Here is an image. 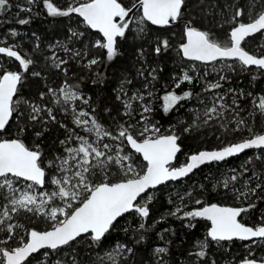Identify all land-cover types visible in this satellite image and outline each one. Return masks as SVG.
Returning <instances> with one entry per match:
<instances>
[{
  "label": "snow or ice",
  "instance_id": "1",
  "mask_svg": "<svg viewBox=\"0 0 264 264\" xmlns=\"http://www.w3.org/2000/svg\"><path fill=\"white\" fill-rule=\"evenodd\" d=\"M25 2L35 5L38 0ZM39 2L48 16L70 17L75 14L80 17L87 29L100 35L101 39H96L91 46L104 50L109 62L119 54L118 38H126L132 30L130 25L134 24L140 35L146 32L147 25L168 28L181 21L190 8L200 11L208 8L205 0H131L128 6L121 0H79L64 9L55 6L52 0ZM11 6L10 0H0V14ZM17 7L22 12L33 10L22 5ZM224 7L233 10L231 15L221 13L220 27L228 26L224 39L219 40L212 32L193 26L195 21L189 19L185 22L177 55L182 60L205 65L233 61L235 63H225L223 67L235 71L238 65L242 71L255 68L264 74V55L252 54L242 47L247 38L257 33L264 36V0H248L247 11L236 3ZM19 23L27 24L29 20L20 19ZM83 35L82 32L70 31L72 39ZM57 46L71 54L69 59L83 60L88 56V45L83 51L62 42H57ZM15 47H0V54L14 58L19 69L26 73L34 60L22 56ZM169 47L167 39H157L154 52L160 55ZM260 47L264 48V45ZM139 54L142 57L143 50ZM45 59L51 61L50 67L67 77L65 65L69 59L55 54ZM98 63L97 58H91L84 66L91 68ZM22 72L7 69L0 72V264H30L29 258L41 253V250L46 251L41 253L43 259L40 264H80L76 246L82 243H87L88 248L100 249L93 264H119L121 260L127 264L134 249L121 243L107 249L105 241L109 233L116 229L119 219L129 213L141 220L137 230L145 229L144 221L150 214L148 205L152 202L149 190L170 181L182 180L202 165L225 162L248 150H256L255 156H249L240 168L230 169L217 182L218 187L241 205L247 204L246 207L210 204L189 211L177 207L171 215L188 220L186 226L189 228L195 227L191 223L194 220L210 222L207 237L196 245L199 250L190 253L200 261L208 255L209 241L217 244L233 240L264 241V218L255 227L246 226L238 219L242 213L256 207V200H264V172L258 171L256 165L258 161L264 168V129L258 131L245 118H235L242 110L237 98L232 100L235 107L225 103L221 95L210 97L209 103L201 100L203 107L193 112L191 121L180 131L191 133L202 127H217L226 132L240 133V138L215 150L199 151L190 155L185 164L174 166L177 153L181 151L178 143L181 136L171 127L161 132L159 125L149 118L153 111L150 87L151 82L157 79V69L142 66L137 70V75L145 80L142 90H127V86L133 84L132 79L125 78L121 82L116 99L121 102L123 111L120 119L112 118L113 125L108 126L96 117L94 107L91 111L82 107L89 105L90 98L67 81L59 88L47 87L35 101L21 99ZM31 75L38 77L41 73L33 71ZM193 79L184 71L182 78L176 80L175 88L184 83L192 84ZM220 79L226 77L221 76ZM221 87L219 82L210 83L204 90L214 91ZM192 96V91L182 94L166 92L162 97L163 112L170 113ZM46 97L50 98L47 102ZM253 104L254 110L258 109L264 115V97H260L258 102L253 101ZM110 111L105 109V112ZM226 112H234L235 116L226 117ZM58 114L63 115L65 120L70 117L71 126L58 119ZM52 125L64 129L65 136L59 140L60 148L51 158L45 157L39 143L29 146L21 138L32 129L39 140ZM229 125L233 126L229 128ZM136 156L142 158V166L135 163ZM249 172L251 175H248ZM113 176L121 178L113 181ZM195 203L201 205L202 201L197 199ZM21 213L43 218L48 222L49 229L39 231L26 227L15 219ZM140 240H143V235L137 243ZM245 247L248 248V245ZM154 253L159 264L168 250L158 247ZM238 264H264V259H256L254 251L248 248Z\"/></svg>",
  "mask_w": 264,
  "mask_h": 264
},
{
  "label": "trees",
  "instance_id": "2",
  "mask_svg": "<svg viewBox=\"0 0 264 264\" xmlns=\"http://www.w3.org/2000/svg\"><path fill=\"white\" fill-rule=\"evenodd\" d=\"M59 1L52 0L55 6L64 9L65 6ZM70 1L79 2V0ZM121 3L128 6L131 0H121ZM231 3H236L245 9L248 8V0H205L208 8H205L204 11L190 8L184 18L171 27L157 28L147 25L146 32L138 35L135 25H130L132 30L126 34V38L118 39L119 54L109 62L106 60L104 50L91 46L94 39H101L100 35L91 29H87L82 20L75 14L70 17H51L47 15L39 0L35 5H27L25 0H10L11 8L0 14V45L17 44V51L22 56L34 60V64L30 66L28 72L24 73L19 69L18 62L13 59H5L0 62V72L4 69L21 71L23 80L19 88V96L21 99L33 101L37 100L39 93L45 91L47 87L58 88L64 81H67L69 85L90 98L89 104L91 108L96 109V117L101 123L108 126L113 125L112 118L120 119V113L123 111L121 102L116 99L121 82L125 78L132 79L133 84L127 86V90L129 92L137 89L142 90L145 80L137 75V70L142 66L148 69H157V79L151 82L150 87L153 92L151 98L153 111L149 114V118L159 125L161 132L171 127L181 136L178 141L181 151L173 163L174 166H180L186 162L189 155L200 150L223 147L224 143L236 142L241 135L231 131L226 132L217 127H202L191 133L181 132L180 129L191 121L193 112L203 107L200 103L201 100L209 103L210 97L221 95L224 96L225 103L235 107L232 105V100L235 97L242 109L239 111V116L235 118H245L258 131L264 129V115H261L258 109L254 110L253 104V101L258 102L260 97H264V74H261V70L253 68L252 70L242 71L237 65L235 71L224 67H221L220 71H214L213 68L217 67L218 64L235 62L224 61L217 62L215 65H202L198 62L182 60L177 55L179 45L182 42L183 23L189 19L195 21L193 26L210 31L215 38L223 40L228 26L220 27L219 22L222 19V12L228 15L232 13V9H225L224 7ZM214 4L217 7L212 8L211 6ZM17 5L32 7L33 10L22 12ZM257 10H259V6ZM206 12L210 14L206 15ZM20 19H28L29 23L20 24ZM242 19L246 20V17ZM71 30L82 32L84 35L79 39H72L70 36ZM13 32L16 35L13 36ZM157 39H167L170 44L169 49L162 51L160 55L154 52ZM57 42L66 43L70 48L80 49L81 51L85 50V45H88V56L83 60L79 58L69 59L70 53L60 54L61 58L69 59V63L65 65L68 69L67 77L55 68L50 67L51 61L45 59L49 57L48 48ZM261 45H264V36L259 34L247 39L242 47L252 54L264 55V48H261ZM140 50H143L142 57L139 54ZM91 58H97L99 63L91 68L85 67L84 65ZM189 65L194 67V72L191 73L194 78L193 83H184L180 88H175L176 80L184 69L189 68ZM33 71H38L41 75L38 77L33 76L31 75ZM221 76L226 77V79L221 80ZM254 76L255 79H253ZM216 82H219L222 87L214 91L204 90L207 84ZM230 90H234V92ZM168 91H175L177 94L192 91L193 96L190 100L181 102L170 113L165 114L162 110V97ZM248 93H251V95H248ZM49 99V97H46L45 102ZM105 109L111 111L105 112ZM249 113L252 115L250 116ZM225 116L232 118L235 113L226 112ZM136 118L138 119V116ZM58 119L71 126L70 117L65 120L63 115L58 114ZM124 119L126 120L128 117H124ZM232 126L229 125V128ZM244 135L247 136V133L245 132ZM64 136V129L52 125L39 140L36 139L32 129L24 133L21 138L29 146L39 143L45 157L51 158L58 152L60 148L59 140L63 139ZM254 154H256V151H249L222 163L209 164L181 182L169 183L150 191L152 202L148 205L150 214L144 221L145 229L138 231L137 226L141 223L140 218L132 213L126 214L125 217L119 219L116 229L107 236L105 247L110 249L116 243H121L133 248L134 254L129 257L127 264H154L152 252L155 247H165L168 250L171 264L187 257L198 259L194 255H190V253L199 250L197 247L195 248L193 242L196 239L195 237L205 227L209 226V223L198 219L191 221L195 225L194 228L185 227L184 223L188 220L178 219L171 215L173 203L177 198L183 196L184 199L181 201L186 204L187 211L208 204L246 207L247 204L241 205L232 199L230 194L218 187L217 182L223 174L232 168H240L243 162L249 156L254 157ZM134 159L138 166H142L143 161L140 157L136 156ZM256 165L258 171L264 172V168L261 167L258 161ZM249 167L251 168V165ZM248 175H251V172ZM112 179L116 181L120 178L112 177ZM188 192H191L192 195L188 196ZM175 193H178L177 198L174 196ZM197 199L202 201L201 205L195 203ZM255 203V208L250 209L247 213H242L239 217L241 223L253 227L262 223L264 200H256ZM18 219L20 223L29 228H35L39 231L49 229L48 223L45 222L46 224H44L40 219L30 217L24 213L19 215ZM125 229H128V231H125ZM141 235H143V240L137 243ZM212 244L213 242L209 241L208 255L205 260L200 261L198 259L201 264H212V261H215V264L222 261L229 262V264H238L247 254L248 248L254 251L256 259H264V241L256 242L254 246L247 249L243 247L247 243L238 240H233L230 243L223 242L221 247L215 249ZM76 248L80 264H93L96 252L100 251V249L88 248L87 243L79 244ZM41 253L30 258V264L43 259ZM119 264H125V262L121 260Z\"/></svg>",
  "mask_w": 264,
  "mask_h": 264
},
{
  "label": "rangeland",
  "instance_id": "3",
  "mask_svg": "<svg viewBox=\"0 0 264 264\" xmlns=\"http://www.w3.org/2000/svg\"><path fill=\"white\" fill-rule=\"evenodd\" d=\"M62 5H64L66 8L69 6V4H73L74 2H72V1H70V0H60L59 1ZM64 7V8H65ZM245 9V8H244ZM245 11H247V8L245 9ZM206 15H209L208 14V12H206L205 13ZM230 15H231V13H230ZM243 18V17H242ZM95 40L96 39H94L93 40V43L95 42ZM13 45H15L16 47H15V50L17 51V48H18V45L17 44H15V43H11V44H9V45H0V47H7V46H13ZM48 50H49V56H51V55H53V54H55V55H57L58 57H61L60 56V54H65L66 52H64L63 51V49L62 48H60V47H58L57 46V43H55L53 46H50L49 48H48ZM66 54H69V53H66ZM5 59H13L14 60V58H8V57H6V56H4L3 54H0V62H2V61H4ZM221 63V62H220ZM223 65L224 64H218L217 65V67H214L213 68V70L214 71H220L221 69V67H223ZM22 71V70H21ZM184 71H187L188 73H189V75H191V73L192 72H194V67L192 66V65H189V68L188 69H184L183 71H182V74L180 75V77L179 78H182V75H183V73H184ZM178 78V79H179ZM60 86V85H59ZM59 88V87H58ZM79 91V90H78ZM79 92H81V91H79ZM82 93V92H81ZM84 95V94H83ZM85 96V95H84ZM86 97V96H85ZM82 107H84L85 109H87V110H89V111H91V106H90V104L89 105H82ZM164 132H166V131H164ZM253 151V150H252ZM55 154H57V152L55 153ZM54 154V155H55ZM255 155V154H254ZM188 158V157H187ZM137 164V163H136ZM183 165V164H182ZM181 166V165H180ZM113 177H119V176H113ZM222 177V176H221ZM220 177V178H221ZM119 178H121V177H119ZM177 194L178 193H175V197L177 198ZM177 207H180V208H182L183 209V211H187V208H186V204H184L182 201H181V199L180 198H177L176 199V201L173 203V211H175L176 210V208ZM172 211V212H173ZM22 214V213H21ZM20 214V215H21ZM181 215H182V213H181ZM173 217H177V216H174V215H172ZM19 217V216H18ZM18 217H16L15 219H18ZM34 218H36V219H40L41 221H43L44 222V224H46V223H48L47 221H45L43 218H40V217H34ZM19 220V219H18ZM46 222V223H45ZM189 223V221H186L185 223H184V225H185V227H187L186 225ZM255 227V226H254ZM189 228V227H188ZM189 229H192V228H189ZM208 229H209V226L208 227H205L204 228V230H202L200 233H199V235H197L195 238V240H194V242H193V244H194V246H195V248H196V245L198 244V242L199 241H203V240H205V238L207 237V232H208ZM225 242H227V243H230V242H228V241H225ZM223 243V242H222ZM245 243H247V244H245V245H248V247H252V246H254L256 243H253V242H245ZM192 244V245H193ZM245 245L243 246L245 249H247L246 247H245ZM222 246V244H217L216 242H213V244H212V247L215 249V248H219V247H221ZM209 247V246H208ZM156 248H158V247H155L154 248V250L156 249ZM165 248V247H164ZM198 248V247H197ZM154 250H153V252H152V255L154 256V264H158V257H157V255L154 253ZM169 253H167V255L166 256H164V260L163 261H160L159 262V264H164V262H166V264H171V262H170V258H169ZM32 264H40V261H35V262H33ZM175 264H201L200 263V261L198 260V259H195V258H182V259H180V260H178ZM218 264H229V262H221V263H218Z\"/></svg>",
  "mask_w": 264,
  "mask_h": 264
},
{
  "label": "water",
  "instance_id": "4",
  "mask_svg": "<svg viewBox=\"0 0 264 264\" xmlns=\"http://www.w3.org/2000/svg\"><path fill=\"white\" fill-rule=\"evenodd\" d=\"M78 17V16H77ZM80 18V17H79ZM81 19V18H80ZM173 25H175V24H173ZM184 25H185V22L183 23V30H184ZM93 32H95L94 30H92ZM96 33V32H95ZM256 35H259V33H257ZM255 35V36H256ZM254 37V36H253ZM249 38H252V37H249ZM249 38H247V39H249ZM119 39V38H118ZM246 39V40H247ZM199 63V62H198ZM202 64V63H201ZM202 65H205V64H202ZM213 150H215V149H213ZM200 151H204V150H200ZM249 151H251V150H248V151H246V152H249ZM253 151H256V150H253ZM199 152V151H198ZM197 152V153H198ZM245 152V153H246ZM193 154H196V153H193ZM244 154V153H243ZM177 155H178V153H177ZM192 155V154H191ZM242 155V154H241ZM190 156V155H189ZM188 156V157H189ZM233 158H235V157H233ZM231 159V158H230ZM141 160H142V158H141ZM188 161V158H187V160H186V162ZM185 162V163H186ZM174 163V162H173ZM184 163V164H185ZM222 163V162H221ZM209 164H215V163H209ZM209 164H205V165H202L201 167H199V168H197V169H195L188 177H190L193 173H195L197 170H199V169H201V168H203V167H205V166H207V165H209ZM188 177H185V178H183L182 180H178V181H174V182H172V181H170V182H168L167 184H169V183H177V182H181V181H183V180H185V179H187ZM166 185V184H165ZM161 186H164V185H160V186H158V188L159 187H161ZM153 190H155V189H152V190H149V192L150 191H153ZM208 205H210V204H208ZM205 206V205H204ZM220 206H225V205H220ZM233 207V206H232ZM239 219V218H238ZM208 223H209V228H210V222L209 221H207ZM246 226H248V225H246ZM209 230V229H208ZM46 231V230H45ZM239 241V240H238ZM243 242H252V241H243ZM43 251H46V250H41V252H43ZM37 254H39V253H36V254H33V256H35V255H37ZM32 256V257H33ZM32 257H30V258H32ZM29 258V259H30Z\"/></svg>",
  "mask_w": 264,
  "mask_h": 264
},
{
  "label": "bare ground",
  "instance_id": "5",
  "mask_svg": "<svg viewBox=\"0 0 264 264\" xmlns=\"http://www.w3.org/2000/svg\"><path fill=\"white\" fill-rule=\"evenodd\" d=\"M211 150H213V149H211ZM252 151V150H251ZM197 153V152H196ZM247 153V152H246ZM245 154V153H244ZM243 155V154H242ZM241 156V155H240ZM219 205V204H218ZM226 206V205H225Z\"/></svg>",
  "mask_w": 264,
  "mask_h": 264
}]
</instances>
